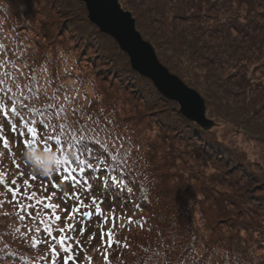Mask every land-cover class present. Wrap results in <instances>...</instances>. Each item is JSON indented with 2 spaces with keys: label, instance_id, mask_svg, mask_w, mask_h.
Segmentation results:
<instances>
[{
  "label": "trees",
  "instance_id": "16d2710c",
  "mask_svg": "<svg viewBox=\"0 0 264 264\" xmlns=\"http://www.w3.org/2000/svg\"><path fill=\"white\" fill-rule=\"evenodd\" d=\"M118 2L157 60L203 97L211 126L135 71L84 3L0 0V155L11 158L6 136L24 159L29 148L55 152L50 178L127 207L105 221L118 243L106 238L100 264H264V0ZM71 60L72 70L61 63ZM9 97L29 107L11 112ZM60 104L78 113L68 136L86 137L74 149L42 127L39 112ZM20 215L0 200V264H43L44 232Z\"/></svg>",
  "mask_w": 264,
  "mask_h": 264
},
{
  "label": "rangeland",
  "instance_id": "374dc122",
  "mask_svg": "<svg viewBox=\"0 0 264 264\" xmlns=\"http://www.w3.org/2000/svg\"><path fill=\"white\" fill-rule=\"evenodd\" d=\"M49 55L52 58V54L49 53ZM71 59L73 60V58ZM72 60L61 63L65 67L68 65V68L72 70V66H76ZM52 65L49 67L54 69ZM55 71L58 74H62L59 68L58 71ZM46 72L43 76L48 77V74L52 73L51 69H48L47 66ZM69 81L74 80L70 78ZM73 89L72 86L69 87L70 92ZM99 96L100 99H103L102 94ZM0 126H2L1 123ZM225 128L228 127L226 126ZM222 137L224 140L227 138L232 139L229 134L222 135ZM5 140L9 151H11V158L8 159L5 156L8 154L7 150H5L4 154L0 155V200L4 211L7 213L13 212L14 214H19L20 209L23 208L26 214L24 216L25 223L29 226H33V224L39 225L36 233L44 232L42 237L45 238L41 242V247H38L43 253L41 257L43 264H46V262L48 264H65L68 256L72 257L68 261V264H100L105 253L103 246L106 244L107 233L110 231V225L108 223L105 224V221L108 222L117 215H123L127 207L117 203L111 204L102 195L93 191H74L69 181L66 185H60L58 179L50 178L49 175L32 174L31 170L27 171V168L22 166L23 160L25 163H28V168L31 169L29 162L20 153L15 151L16 145L19 144V139L6 136ZM16 167L17 169H15ZM30 177H35V179H29V185L25 186L24 180ZM14 179L17 181L16 184H12ZM53 185H59V187L54 188L52 187ZM32 192H36V197L34 200H29L28 196ZM14 193L15 199L13 198ZM73 193L75 194L74 196ZM47 196H51L52 199L42 200L40 204H36L37 200H41L42 197ZM81 199L86 206H81L79 212L74 214L69 220L67 218L69 212L73 207L77 206V202ZM93 201L96 203L93 204ZM45 203L60 205V207L45 208L43 207ZM20 205L24 207H20ZM29 205H35V207H30ZM97 205L100 208L99 212L96 211ZM86 212L90 213V215L83 218L82 215ZM57 215L61 217L59 221L55 219ZM69 223L73 226L72 228L66 227ZM61 228L64 229L63 233L58 231ZM81 228L86 230L81 233ZM46 229L51 230V236L47 234ZM61 236L67 237L65 239V246L71 249L69 253H64L60 250V245L57 241ZM50 245L57 249L55 254L51 251Z\"/></svg>",
  "mask_w": 264,
  "mask_h": 264
},
{
  "label": "water",
  "instance_id": "95a60500",
  "mask_svg": "<svg viewBox=\"0 0 264 264\" xmlns=\"http://www.w3.org/2000/svg\"><path fill=\"white\" fill-rule=\"evenodd\" d=\"M77 1L84 3L88 20L111 36L128 55L135 71L150 79L166 98L176 101L187 119L203 129L211 126L212 122L205 115L203 97L157 60L151 44L136 30L131 13L123 10L118 0Z\"/></svg>",
  "mask_w": 264,
  "mask_h": 264
},
{
  "label": "snow or ice",
  "instance_id": "6c2138e0",
  "mask_svg": "<svg viewBox=\"0 0 264 264\" xmlns=\"http://www.w3.org/2000/svg\"><path fill=\"white\" fill-rule=\"evenodd\" d=\"M5 62L6 61H0V66H2L3 63H5ZM8 62L10 63V61H8ZM16 71L18 73L17 79H19L20 70H16ZM2 85H3V81H0V86H2ZM9 91H11V89H9ZM21 94L23 95V93H21ZM65 99H67V97ZM9 100H10L11 103L16 105L10 111L11 112H16L18 115L21 114V106H23V108L29 107L26 102H21L20 104H18L16 102V100L12 99L11 97H9ZM0 103H2V101H0ZM47 108L48 109H52L53 105L49 104V105H47ZM33 110H35V109H33ZM77 115H78V113L76 112V110L69 109V108L65 107L63 104L58 105V110H56V111H40L39 112V116L43 117L44 121H45L42 127L44 129H50L57 136L63 135L65 137V139H66V143H67L69 149H74V148L78 147V145L75 143L76 140H84V139H86V137H84V136H77L76 133H73L70 137L68 136V131L67 130L72 127V123H69V120H70L71 117L77 116ZM81 119H83V117H80V118L76 119L74 121V123L75 124H80ZM57 120H59L61 122L57 123ZM38 127H41V125H40L39 121H36V127H29L27 129V131L29 133H31L33 136H35ZM81 130L87 131V121L86 120L84 122L83 129H79L78 128L77 132H79ZM50 138H52V137H50ZM68 155L72 157L73 161L77 159V157L72 152H69ZM69 162H72V161H69L67 159L64 161V163H69ZM60 163H61V161L57 160V164H60ZM25 175H26V173H25ZM29 179H35V177H30L28 179H25L24 180L25 186L29 185ZM16 183H17V181L14 179L12 181V184H16ZM52 187H54V188L55 187H59V185H53ZM9 190L11 191V189H9ZM129 191H131V189H129ZM66 195H67V193H66ZM74 195L75 194L73 193V196ZM35 197H36V192H32L28 196V199L29 200H34ZM13 198L15 199V193H14V197ZM51 199H52L51 196L42 197L41 200H37L36 201V204H40L42 200H51ZM95 203L96 202L93 201V204H95ZM29 206L30 207H35V205H29ZM81 206H86V205H84V202H83L82 199L77 202V206H75V207H73L71 209V211L69 212L67 218L70 220L74 214L79 212ZM20 207H24V206L20 205ZM43 207H45V208H59L60 205L45 203L43 205ZM96 211L97 212L100 211V208H99L98 205H97ZM84 215H90V213L86 212V213H84ZM19 219L20 220H24L25 219L24 215H20ZM55 219L59 221L61 219V217L59 215H57V216H55ZM66 227L67 228H72L73 226L69 223V224L66 225ZM85 230L86 229H84V228L80 229L81 233H83ZM46 231H47V234L49 236H51V234H52L51 230L46 229ZM58 231L63 233L64 229L61 228ZM113 236H114V233L110 230L107 233V246L108 247H111L113 243H118V241H114ZM65 239H67V237L61 236L59 238V240L57 241V243L60 245V250L61 251H63L64 253H69L71 251V249L69 247L65 246ZM50 247H51V251L55 254L57 252V249L54 246H51V245H50ZM71 258H72L71 256H68L67 260H65V264H68V261L71 260Z\"/></svg>",
  "mask_w": 264,
  "mask_h": 264
},
{
  "label": "clouds",
  "instance_id": "9594fccd",
  "mask_svg": "<svg viewBox=\"0 0 264 264\" xmlns=\"http://www.w3.org/2000/svg\"><path fill=\"white\" fill-rule=\"evenodd\" d=\"M25 159L40 175H49L55 168L57 157L55 152H45L40 149L29 148L25 151Z\"/></svg>",
  "mask_w": 264,
  "mask_h": 264
}]
</instances>
